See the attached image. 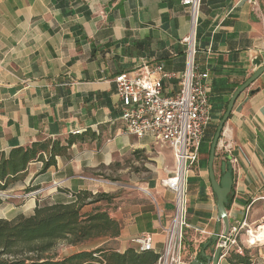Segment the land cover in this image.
<instances>
[{
	"label": "crops",
	"instance_id": "crops-1",
	"mask_svg": "<svg viewBox=\"0 0 264 264\" xmlns=\"http://www.w3.org/2000/svg\"><path fill=\"white\" fill-rule=\"evenodd\" d=\"M184 0H0V152L27 146L39 138L87 133L73 144L69 157L58 156L41 171L31 162L14 190L36 186L37 201L72 200L80 190L111 194L102 174L122 157L145 156L149 176H129L128 196L100 207L119 224L110 241L118 252L134 248L139 234H151L154 252L163 248V227L174 209V194L161 186L174 168L170 147L151 136L123 131L121 102L114 76L163 65L175 78L164 79V90L175 95L187 66L186 40L191 34L192 6ZM195 25V56L199 72L210 75L207 87L212 123L219 121L224 102L257 67L264 55V0H199ZM156 76V75H154ZM215 153V177L221 164L232 163V187L226 204L229 229L243 222L253 230L264 223V74L235 100ZM208 138L186 175V223L183 238L192 254L211 240L212 253L224 230L218 218L217 196L208 173ZM228 145L227 147H225ZM164 185V184H163ZM138 190H151L145 199ZM28 194V193H27ZM116 198H112V201ZM10 217V218H12ZM5 218V217H4ZM243 228L238 244L250 253L249 264H264V242L250 245ZM250 251V250H249ZM76 252V251H75ZM189 261V262H188ZM219 264H226L225 257Z\"/></svg>",
	"mask_w": 264,
	"mask_h": 264
},
{
	"label": "trees",
	"instance_id": "trees-1",
	"mask_svg": "<svg viewBox=\"0 0 264 264\" xmlns=\"http://www.w3.org/2000/svg\"><path fill=\"white\" fill-rule=\"evenodd\" d=\"M226 103L227 101L223 103L218 120L227 106ZM216 126L217 123H210L204 132L203 139L208 138L207 157ZM86 134L74 133L63 139L39 138L30 145L1 151V195L21 184L31 162H41L40 172H45L55 165L56 157H69L70 147L75 142L83 141ZM22 190L32 193L38 189L32 186ZM72 197V200L62 202L50 199L37 201L29 215L18 213L12 218H0V264H154L157 261L159 254L153 250L136 251L134 248H127L122 253L118 252L110 241L120 233L118 222L97 206L90 212L81 210L85 205L103 200L110 202L114 196L80 190L72 194ZM57 241H64L71 246L92 245L57 258L48 255ZM249 252L247 249H243L241 254L231 251L225 257V262L249 264Z\"/></svg>",
	"mask_w": 264,
	"mask_h": 264
},
{
	"label": "built area",
	"instance_id": "built-area-1",
	"mask_svg": "<svg viewBox=\"0 0 264 264\" xmlns=\"http://www.w3.org/2000/svg\"><path fill=\"white\" fill-rule=\"evenodd\" d=\"M183 3L192 5V12L194 11V0H184ZM192 23L193 20L191 28ZM189 38L186 40L187 66L181 74L175 95L164 90L163 80L176 76L172 72H165L162 64L153 69L144 66L141 70L121 72L113 78L115 92L121 102L120 120L123 131L138 138L151 136L155 141L167 144L173 152L175 168L164 178L163 184L174 194V212L166 227H163V248L158 252L159 257L154 264H188L181 253L184 228L188 225L186 175L198 159L204 132L212 122L207 90L210 75L207 71H198L193 61L195 38L192 40V51ZM40 191H32L30 195ZM260 199L264 203V195ZM261 225L258 228L260 230L249 228L245 222L238 227H231L225 240L217 243L221 247V257H226L231 251L242 253L237 239L243 228L250 245L264 242V223ZM131 240L136 251L154 250L151 234H139Z\"/></svg>",
	"mask_w": 264,
	"mask_h": 264
},
{
	"label": "rangeland",
	"instance_id": "rangeland-1",
	"mask_svg": "<svg viewBox=\"0 0 264 264\" xmlns=\"http://www.w3.org/2000/svg\"><path fill=\"white\" fill-rule=\"evenodd\" d=\"M200 2L198 1V9ZM192 6V5H191ZM197 9V11H198ZM195 46V43H194ZM187 47V45H186ZM196 50V46H195ZM195 56V54H194ZM212 119V113H211ZM219 121H217L218 123ZM149 162L146 160L145 156L139 154L136 157L128 156L122 157L119 161H116L114 164L110 166V171H105L102 174L101 182L103 185H110L111 187L116 188L115 191L111 193L112 196L116 198L114 201H110L112 203H117L124 199H133V196H128L130 192L128 188L131 186L130 184H122L121 182L127 181L129 176L138 175L140 179H145L149 176V171L146 166H148ZM161 186H164L163 183H160ZM165 187V186H164ZM142 195H144L145 199H150L151 190H146V192L142 190H138ZM41 192V191H40ZM40 192L34 193L33 195H38ZM101 193V191H100ZM29 194V195H28ZM25 193L22 189H17L10 194L1 195L0 192V218H10L14 215V212L18 209L22 210L24 213H28L32 209V201L29 200L30 193ZM106 203H109L108 200H103L100 202L101 207H105ZM185 231V228H184ZM184 235V233H183ZM97 242V241H96ZM92 244H79L78 246L68 245L64 241H57L55 246L51 251H49L48 255H53L57 258H63L64 255L70 254L72 252L78 251V249L82 247H89ZM183 249L181 253L183 254L185 260H189L190 255L192 254V248L187 247V241L183 238ZM250 253H255L253 249H249ZM189 262V261H188Z\"/></svg>",
	"mask_w": 264,
	"mask_h": 264
},
{
	"label": "water",
	"instance_id": "water-1",
	"mask_svg": "<svg viewBox=\"0 0 264 264\" xmlns=\"http://www.w3.org/2000/svg\"><path fill=\"white\" fill-rule=\"evenodd\" d=\"M194 11L192 12V20L194 19L193 17ZM197 15V10L195 17ZM197 17L195 18V24L193 28V37H195V25H196ZM255 66L257 67L249 77L244 80L241 84H239L236 88L235 91L232 93L230 98L227 101V106L222 113L219 122L217 123L216 129L214 131V135L212 137V140L209 145V154H208V173H209V178L211 180V187L213 192L217 196V204L216 208L218 209V218L223 222L224 224V230L222 233L218 236L215 246L212 248V253L208 254L206 252V249L208 245L211 243V240L204 243L200 249V253L197 257H194L189 264H219L222 256L221 252V247L217 244L218 241H224L225 236L227 235L229 231V222L227 221V211H226V204L228 202V195L230 193L232 183H233V178L231 177V173L233 171L232 163H230L229 160L223 161L221 164V172L222 175L220 179L215 177V153H216V147L219 142V139L221 137L222 129L226 121L228 120V116L234 106V102L236 98L243 92L245 91L249 85L254 82L257 78H259L262 74H264V56L262 59L255 58L254 61ZM34 194V193H33Z\"/></svg>",
	"mask_w": 264,
	"mask_h": 264
},
{
	"label": "bare ground",
	"instance_id": "bare-ground-1",
	"mask_svg": "<svg viewBox=\"0 0 264 264\" xmlns=\"http://www.w3.org/2000/svg\"><path fill=\"white\" fill-rule=\"evenodd\" d=\"M194 2H195V5H194V14H193V17H194V19H193V23H192V29H191V35H190V38H189V43H190V46H191V51H192V40H193V28H194V23H195V14H196V7H197V5H198V2H197V0H194ZM191 57V56H190Z\"/></svg>",
	"mask_w": 264,
	"mask_h": 264
}]
</instances>
